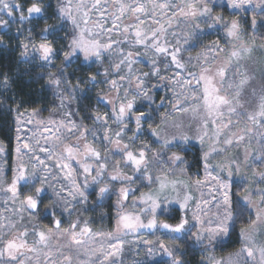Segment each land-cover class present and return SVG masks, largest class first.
Returning a JSON list of instances; mask_svg holds the SVG:
<instances>
[{"label":"snow or ice","instance_id":"1","mask_svg":"<svg viewBox=\"0 0 264 264\" xmlns=\"http://www.w3.org/2000/svg\"><path fill=\"white\" fill-rule=\"evenodd\" d=\"M101 0H95L92 8H100ZM150 4V8H149ZM50 6V5H49ZM116 12L108 14L107 9L101 11L97 21L89 27V12L81 13L83 3L76 5L74 8L72 0H58L56 15L59 17L58 25H47L41 30L42 40L39 43L32 41L31 35L25 37V41L19 44L22 49L20 56L26 61L40 60L45 64H50L53 56L56 54L54 40H49L48 36L55 35L58 31H63L64 25L70 23L72 25V34L67 47L69 51L64 53L63 59L71 62L72 58H78L83 54V61L93 60L96 63H103L101 59L105 52L111 53L113 56L120 57L116 62L109 64L103 73L99 70L95 75L87 77V83L93 86L100 81L97 76H103L105 80L109 74L119 75V71L126 65L128 71L125 75H120L119 80L113 79L108 81L110 90H115V95L109 99L106 96L97 94V102L103 103L105 106L111 104V115L98 113L93 115V121L101 124L103 127V136L99 135L100 129H90L82 124L74 122L65 123L63 120L57 121L49 119L48 121H38L36 124V132H33L27 139L21 135L22 129L17 127L16 146H15V167L11 182L7 184L3 190L11 193V199L15 202L19 199V188L28 185L34 188V194L25 195L20 200V209L22 212L27 209L29 212H35L39 208L42 194L47 191L48 187L53 188L58 201H62L65 205L62 212L69 216L76 210V205L81 206V210L87 211L88 208V190L91 188L95 192L96 200L92 205V210L103 205L105 199H111L112 195L116 196V200L110 206L114 211L115 228L113 232L93 233L88 226L89 221L84 220L83 226L79 217L72 221L68 228L60 230L61 220L54 219L53 228L46 230H37L33 226L32 232L38 237L32 244H29L26 237L29 235L27 227L23 231L10 239H0V264H123L121 253L124 249V240L122 235L137 233L142 229L166 230L172 240H178L187 237L194 240L196 245H203L208 249H215L223 246L230 237L235 228L237 220L245 211L249 216L254 212L255 219L250 220L247 229H241L240 237L242 241L241 248L229 253L227 257L217 259L213 255H209L202 264H264V244L257 246L256 235L264 230V188L255 187L248 188L247 194L237 197L235 203L232 200L231 189L233 184L242 183H264V171L257 172L255 165L264 164V64L259 68L244 63L250 53L254 50L255 30L257 25L264 27V19L257 21V15L264 17V0H227V7L247 12L249 9L253 12L252 28H253V45L249 46L247 42L241 39V25L238 20L225 21L222 15L213 16V9L217 6L213 0H184L180 5L170 3H160L158 0H148V3H141L140 0H131L130 3H124L123 0H114ZM247 6V7H245ZM46 6L41 3L32 2L26 7L27 15H25V5L20 0H0V28H8L15 23L17 19L21 23L30 21L34 16L40 18V14ZM168 9H174L172 16L168 18L167 25L171 26L175 22L177 15L191 21H203L207 28L223 27L226 37L231 38L232 50L227 52V59L222 65L213 67L215 63L214 55L210 58L206 53L226 52L225 48H221L216 42L209 45L205 53L196 57L189 56L186 60L181 59V53L190 46V41L199 38L203 29L199 23L192 24L190 30L183 33L181 40L177 39L176 44L172 45L168 40L169 28L165 26L161 20L164 13ZM128 13L137 21L135 24H126L123 33L130 34L134 31L135 45H142L147 51H152L156 56H164L165 60L170 57V64L165 63V69L171 65H175L177 71L172 76L160 75L158 67L160 61L153 59L151 61V71L138 73L133 75L134 54L131 51L125 52L119 45L123 43L120 40H112L111 34L120 28L119 21ZM141 14L151 15L152 22L157 27L151 28L150 32L144 31L143 25L145 21L141 19ZM9 17L12 19L2 18ZM110 19L112 27L108 28L101 20ZM211 21V22H209ZM83 23V27H81ZM179 26V25H177ZM17 33L21 32V28H17ZM31 33V29H29ZM177 36V33H172ZM107 37L108 42L105 43L103 38ZM127 40V36H125ZM151 43H148V41ZM239 41V43H235ZM4 41L0 37V44ZM261 47H264L262 45ZM118 49L117 51H113ZM147 51L144 55H147ZM141 53H136L135 57H139ZM203 55V59H201ZM195 61V63H193ZM67 64L64 65L66 67ZM189 66L192 69L189 71ZM64 67L60 68L57 73H49V83L56 89V95L59 96L61 105L66 100L74 96L79 81L76 85L69 87L70 82L67 80ZM157 77L160 84H153V90L163 86L171 92L172 98L161 97V102L157 105V109L165 107V101L171 105V110L160 116V124L152 127L149 124L147 131L155 138L154 142L161 144V150H153L151 145L141 144L135 151L132 145L135 144L137 137L143 134L142 121H150L152 113L157 109H152L151 104L154 103L153 97L149 92L148 80ZM167 81L168 83H163ZM127 82L128 87H124ZM5 85L8 78L5 76L3 81ZM65 87L61 89V84ZM134 85V87H133ZM123 89L124 95L120 92ZM84 91V90H81ZM131 94L132 98L129 99ZM147 102L149 111L140 112L135 116L132 115L137 101ZM255 105L254 107L252 105ZM251 108V110H249ZM33 112L31 115H36ZM174 114L187 115L196 119L199 118L197 139L201 144L204 138L209 136V126H211V139L213 144L209 152L203 153L205 172L212 167L207 163L210 155L214 153L226 152L228 148L234 145L238 149L243 150V160L239 156H231L227 163L216 165L223 173L227 171L228 179H221L220 176L212 177L214 181L210 194L211 201L200 200L196 204V208L192 213L194 223H191L185 213L188 211V202L192 199L190 195L185 193L181 199L180 193L177 191L176 181H168L166 177L156 176L158 187L147 193H141L139 197H134L135 191L133 185L144 184L146 181L150 184L153 182L151 168L153 164L165 166L171 164L176 166L184 163V158L172 153L171 156L164 158V150L178 145L187 144L189 137L187 135L173 134L170 138L166 135L161 136L162 131L168 128H175L179 132L183 124L175 119ZM65 115H69L65 113ZM233 117H236L233 120ZM109 120L118 127V131L112 133ZM134 120L136 128L133 135L128 137L129 142H123L125 132L129 131V123ZM17 123H21L17 121ZM31 123V121H29ZM243 123V128H237L231 131L239 124ZM39 133V137H37ZM79 133V135H76ZM91 133L92 140L99 141L103 144H111V148H105L104 155H101L99 148L93 143L88 142V135ZM223 146L221 144V137ZM34 141V143H33ZM83 145L81 147V142ZM255 141L256 147L252 146ZM37 149L45 158L37 154ZM5 145L0 142V153L5 152ZM151 152V158L148 153ZM24 153L28 154L27 162ZM120 156L121 159L112 163V171L109 172V164L111 158ZM88 160H94L96 163H87ZM67 161V162H66ZM79 164L82 169L80 175L84 178L83 187L76 183V171L72 168L71 162ZM103 161V162H101ZM31 165V172L28 166ZM53 166L64 174V179L68 181L67 196L71 200H67L61 195L66 189L65 185H61L59 190L53 186V182L58 179L52 176ZM131 167L132 174L129 175L123 171L124 168ZM252 167L253 174L251 180L241 174V168ZM235 169L236 176L233 175ZM172 169H168L171 171ZM95 172V175H93ZM3 168L0 166V184L3 183ZM197 186H203L202 181L197 180ZM120 187L116 188L115 185ZM99 186L98 189L96 186ZM185 188L188 186L185 184ZM177 191L176 197L170 200L168 190ZM131 200V210L125 205ZM253 196L258 199L253 200ZM174 200L179 204L181 215L178 222L169 224L159 221L158 214L168 211V208ZM140 203L144 207L139 211H135L136 205ZM209 204L215 205V211L209 216L205 209ZM59 203L54 202L50 207L54 213L59 207ZM45 211H49L46 208ZM151 214V218L144 223L142 216ZM103 218V213L101 214ZM21 219H23L21 217ZM17 222H9L8 224L0 223V237L6 236L5 228H17ZM196 231L193 232L192 229ZM77 229H79L77 231ZM98 237L101 243H88L87 240ZM115 241V242H113ZM143 243L149 246L151 254L153 246H157L159 250L169 258L171 264H184L181 259L182 253L177 255L179 247L170 245L163 239L144 240ZM47 249V251H45ZM29 253L34 256L28 255ZM41 257L43 258L41 261ZM259 257V259H257ZM140 264V262H136Z\"/></svg>","mask_w":264,"mask_h":264},{"label":"trees","instance_id":"2","mask_svg":"<svg viewBox=\"0 0 264 264\" xmlns=\"http://www.w3.org/2000/svg\"><path fill=\"white\" fill-rule=\"evenodd\" d=\"M21 3L25 5V15H27L26 7L28 4L32 2L41 3L45 5L44 11L40 14V18H35V16L30 21L23 22L22 26L19 20L13 24H11L8 28H0V37H2L4 43L0 44V142H3L5 145V152L3 153V160L5 163V167L3 170V183L0 184V217L2 216V204L4 203L5 197L11 195L10 192H5L3 189L6 188L7 184L11 182V162L13 157L14 145H15V126H16V114L21 111H37L40 114H54L62 108H66L73 119L77 122L90 128L93 124H96L93 121V115L98 113L100 115H104L108 113L111 115L112 105L109 104L105 106L103 103L97 102V94L106 96L113 90H110L108 81H111L113 77H116L119 80L120 74H126V71L120 70L119 75L109 74L107 80L101 75L97 76V80L100 81L96 83L94 86L90 83H87V77L89 75H95L99 70L103 73L105 68L109 67V64L112 62H116L118 56H113L109 52H105L102 56L103 63H96L93 60L88 62L83 61V54L81 53L78 58H72L71 62H66L63 59L64 53L69 51L67 47L68 42L71 38L72 34V25L67 23L64 25L63 31H58L53 36H48L49 40H54V47L56 48V54L53 56L50 64H45L40 60H33L31 62H26L21 56L20 52L22 49L19 47V44L22 41H25V37L31 35L32 41L35 43H39L42 40L41 30L45 28L47 25H58L59 17L56 15V9L58 7V0H20ZM50 5V6H49ZM213 16L222 15L225 21H231L233 19L238 20L242 32L240 33L241 39L247 42L249 45H253V28H252V16L253 12H250L249 15L237 14L233 11L232 8L227 6H216L212 12ZM7 19H12L9 17H2ZM257 21L264 19L260 15H257ZM211 22V21H209ZM199 23L200 28L203 29V32L200 33L199 38L190 41V47H187L181 53V59L186 60L187 57L192 56L195 57L201 50H206L209 45H212L216 42L219 43L221 48H225L226 52H229L232 49V41L231 38L226 37L225 29L221 27L207 28V25L203 21H191L185 20V18L177 15L175 18V22L169 26L167 25V21L164 22L165 26L169 28L168 31V40L172 45L176 44L177 39L181 40V44H183V40L181 37L183 33L190 30V26L192 24ZM179 25V26H177ZM83 23H81V27H83ZM21 28V32L17 33V28ZM59 27V25H58ZM155 27H157L155 25ZM29 29H31V33H29ZM255 40L254 46H262L264 45V27H261L258 23L257 29L255 30ZM172 33H177V36H173ZM125 36H127V40H125ZM112 40H120L123 41L119 45L120 48H123L125 52L131 51L134 54V63L133 69H136L138 72H150L151 71V61L153 59H157L160 61L158 67L160 68V75L166 74L174 67V65L169 66L165 69V63L170 64V57L165 60L164 56H156L154 52L147 51L142 45H135L134 42L135 36L125 35L116 36ZM148 43H151L149 40ZM239 43V41L235 42ZM264 48V47H261ZM118 49H114L113 51H117ZM147 51V55L144 53ZM136 53H141L139 57H135ZM222 52H219L220 54ZM67 64L66 67L64 65ZM64 67L65 74L70 73L71 75H67V80L70 82L69 87L76 85L79 81V88H77L74 96L70 97L69 100H66L63 105H61V101L59 96H57L56 89L49 83V73H57L60 68ZM189 71H192L191 66H189ZM124 71V72H123ZM198 71V70H196ZM5 76L8 78V83L5 85L3 83ZM149 83V92L153 97L154 103L151 104L152 109H157V105L161 102V97H167V94L161 90L162 86L153 90L150 85L160 84L161 82L157 77L150 78L148 80ZM65 87V84H61V89ZM124 87H128L126 82L124 83ZM166 89V88H165ZM84 90V91H81ZM115 92V91H114ZM120 95L123 96V89H121ZM131 94L129 95V99H131ZM149 104L147 102H140L139 100L136 102L134 107V111L132 113L133 116L140 112L149 111ZM171 105L167 104L165 101V107H160L157 109L155 114H152V119L150 121H142L143 125V134L139 135L135 141V144L132 145V150H136L141 144L147 143L151 145L153 150H161V144L154 142V139L149 132L147 131L149 124L152 127H155L160 123L161 114L170 111ZM236 119V117H233ZM129 125V131L125 132L123 136V142L128 143V137L133 135V131H135L136 125L134 120L132 122L125 121ZM111 125L112 133L114 135L115 131H118V127L112 123L111 120L108 122ZM240 125V124H239ZM238 127L233 128V131H236ZM99 135L103 136V131L99 132ZM89 136V135H88ZM94 144L95 147L99 148L101 151V155H104L105 148H111L112 145L103 144L99 141H90ZM172 153H177L184 158V163L172 166L171 164H167L165 166H160L153 164L151 168V173L153 176V182L148 183L147 181L144 184H136L133 185L134 188H138L134 193V197H139L140 194L149 192L150 190H154L158 187V181L155 180L156 176H164L167 180L176 181L177 179H183L189 183H191V179L195 177H200L201 171L204 168V161L202 160L203 153L205 150L198 143H187L184 145H178L175 147H170L164 150V158L171 156ZM152 153L149 152L148 156L151 158ZM121 159L120 156H115L111 158V162L109 164V172L112 171V163L115 160ZM93 165H95V161L93 160ZM103 162V161H101ZM168 169H172L168 171ZM255 169L257 172L264 171V164L255 165ZM124 172L131 175L132 169L131 167L124 168ZM245 173L243 176L247 177L248 180H251L253 169L252 167L245 168ZM81 172V171H80ZM95 175V172H93ZM79 181L83 184L84 178L82 175L78 177ZM98 185L96 188L98 189ZM116 188H119L120 185L116 184ZM260 187L264 188V183L252 184V183H242V184H233L232 186V200L235 203L237 197H242L247 194L248 188ZM20 192V200H23L25 195L34 194V188H30L28 185H24L19 188ZM88 204L86 207L87 211L81 210V206L79 204L76 205V210L72 212V215L69 216L67 213L62 212V208L64 204L58 201L56 195L50 188H47V191L42 194L41 202L39 204V208L35 212H29L25 209L22 212L17 210L11 211L10 221L9 222H17V228H5L3 231L7 233L6 236L0 237V239H10L14 237L17 232L23 231L25 227H27L29 231V235L26 237L29 244L37 239L33 232V226L35 225L37 230H46L47 228H53L54 219H60L61 225L60 230L68 228L69 224L76 220L78 217L81 222V226H83L84 220L89 221V227L92 232H113L115 228V216L114 209L110 207L114 201L116 200V196L112 195L111 199H105L103 205L96 207L95 211L92 210V205L96 200L95 192L90 188L88 190ZM170 192H168L169 195ZM192 199L188 202V211L185 213L186 218L191 222V211L194 205L195 196L193 193H190ZM133 196L129 197V203L125 205L126 208L131 210V200L134 198ZM170 198V196H169ZM258 199V196H253V200ZM171 200V198H170ZM56 202L59 203V207H57L54 213L51 211V205ZM144 207L143 204L138 203L135 207V211H139L140 208ZM46 208H49V211H45ZM4 211L7 212L5 209ZM103 213V218H101V214ZM181 211L179 205L171 202L168 211L163 214H158L157 219L159 221L167 222L169 224H175L178 222V219L181 215ZM12 215V216H11ZM18 217V218H17ZM21 217L23 219H21ZM254 212L251 216L249 213L245 211L243 215L237 220L235 228L233 229L230 237L227 239L226 243L217 247L214 250L205 248L203 245H196L194 240L188 239L187 237L172 240L168 235H166V231H162L160 228L152 229L151 234L155 236H162L166 238L171 245H177L179 247V252L177 255L182 253L181 259L184 261V264H202V262L206 259L207 256L213 255L217 259L224 257V255L235 252L238 248L241 247L242 241L240 237L241 229H246L250 225V220L254 219ZM151 218V214H145L142 216L144 222H147L148 219ZM8 220V219H7ZM4 222L3 224L9 223ZM79 229H77L78 231ZM193 232L196 231L195 228L192 229ZM28 255H32L29 253ZM152 264H171L169 260H164L163 257L160 259H155Z\"/></svg>","mask_w":264,"mask_h":264},{"label":"rangeland","instance_id":"3","mask_svg":"<svg viewBox=\"0 0 264 264\" xmlns=\"http://www.w3.org/2000/svg\"><path fill=\"white\" fill-rule=\"evenodd\" d=\"M94 2H95V0H72V5L74 8L76 7V5L83 3V8L81 9V13L84 11L89 12V25H88L89 27H91L92 24L97 21L98 17L100 16V13H101V11H103V9L106 8L108 14H112V13L116 12V8L114 6V0H101L100 8H98V9L92 8ZM123 2L124 3H130L131 0H123ZM140 2L141 3H148V0H140ZM158 2H160V3L167 2L170 4H174V5H180L184 2V0H158ZM213 3H215L218 6H226L227 0H213ZM245 7H247V6H245ZM149 8H150V4H149ZM173 10L174 9H168L165 11L164 17L161 20L162 23L166 22L168 20V18H170L172 16ZM233 11H235L237 14H243V15H249V13L252 12L251 9H249L247 12H243V11H240L237 9H233ZM141 19H143L145 21L143 28H144V31H146V32H150L151 28H154L156 25L152 22L151 15L141 14ZM100 22L105 24V26L108 28L112 27V21L110 19L101 20ZM136 22L137 21L132 17L131 13L126 14L119 21L120 28L111 34V38L114 39L116 36H122V34H125V33H123L124 25L135 24ZM156 26H158V25H156ZM134 31L135 30H133V32L130 34H125V35L135 36ZM103 40L105 43L108 42L107 37H104ZM249 46H252V45L250 44ZM231 50L232 49H230L229 52ZM202 53H205V51L201 50L198 54L195 55V57L199 54H202ZM218 53L219 52L206 53L210 58L214 55L215 63L213 65V67L218 66V65H222L223 62L227 59V53H225V54L223 52L220 54H218ZM119 58L120 57H118L117 60ZM201 59H203V55H201ZM243 62L247 63L250 66H255L256 68H259L260 66H262V64H264V48H261V46H259V45L254 46V50L250 53V56ZM193 63H195V61H193ZM121 70H124L127 73L128 68L125 65ZM192 70H198V69H192ZM175 71H177V69L175 68V65H174V67L171 68V70L169 72H167L165 75L162 74V76H169L170 77L173 75V73ZM138 73H143V72L142 71L138 72L136 69H133V75L138 74ZM120 75H123V73ZM113 79H116V77H113L112 80ZM163 83L167 84L168 82L164 81ZM126 84H127V82H126ZM148 85H149V83H148ZM133 87H134V85H133ZM161 90L164 92V94L165 93L167 94V100H170L172 98L171 92L168 89H165V87L162 86ZM114 91L115 90L110 92L108 95H106V97L111 99L115 95ZM167 100H166V103H167ZM252 106L254 107L255 105L253 104ZM249 110H251V108H249ZM156 111L153 112L152 114H155ZM33 112H35L37 114L31 115ZM65 113H68L69 115H65ZM174 116L178 122L183 124L182 129H180L178 132L177 129H175V128H168V129H166V131L161 132V136L166 135L168 138H170L173 134H177V135L184 134V135H187L189 137V141H188L189 143L195 142V143L201 144L200 140L197 139V136L199 135V132L197 130L198 125L200 123L199 118L197 117L196 119H194L191 116V114H187V115L174 114ZM49 119L57 120V121L63 120L66 124L69 122H74L76 124H80L79 122H77L75 119L72 118L69 111L65 107L64 108L61 107V110L55 112L54 114H46V115L40 114L37 111H21V112H18L16 114V120H15L16 126H15L14 149L16 146V135H17L16 129H17V127L22 129L21 135H23L24 138L27 139L29 136L32 135L33 132H36V124L38 121H45L46 122ZM233 120H235V118H233ZM17 121H20L21 123L18 124ZM29 121H31V123H29ZM237 127L243 128L244 124L241 123ZM90 129H100V131H103V127L101 124H97V125L93 124L92 127L90 126ZM231 131H233V130H231ZM211 133H212V129H211V126H209V136H206L204 138L203 144H201V146L203 147L205 152H209L210 147L213 144V140L211 139ZM76 135H79V133H76ZM37 137H39V133H37ZM225 138H226L225 136L221 137V144L217 145V147L223 146L222 142H223V139H225ZM91 140H92V135L90 133L88 136V142H90ZM33 143H34V141H33ZM82 145H83V141L81 142V147H82ZM252 146L256 147L255 141L252 142ZM37 154L41 155L42 159L45 158V156L39 152V149H37ZM24 155H25V161L27 162L28 154L24 153ZM15 156H16V153H15V151H13L10 178L13 175V168L15 167V163H16ZM231 156H239V159L242 161L243 160V150L238 149L234 145L233 147L228 148L226 152L214 153V154L210 155L208 158L207 163L209 165H211L212 167H210L208 169L207 173L205 172V168H203V171H201L200 177H195V178L191 179L190 180L191 183H189V184L187 181H185L183 179H177L176 180V182H178L176 185V188H177V191L180 193L181 199L183 198V195L185 193H187L188 195H190V193H193V195L195 196L193 209L191 211V220L193 223H194V221L192 219V213L196 208L197 202L202 200V199L207 200V201H211V199H212V195L210 194V189L212 188V185L214 183V181L212 180V177L220 176L221 179H224V180L228 179L227 171H224L223 173H221L220 169L218 167H216V165L221 164V163H227L228 158ZM3 157H4L3 153H0V166H2V168L4 170L5 163H4ZM92 161L93 160H88L87 163L93 164ZM71 165H72V168L76 171V183L79 184L81 187H83V184L78 179V177L81 173L80 171H82V169H80L79 164L74 162V161L71 162ZM31 170H32L31 165H29L28 171L31 172ZM244 170H245V168L242 167L241 168V174L242 175H244V173H245ZM233 175L234 176L237 175L235 172V169H233ZM52 176L58 177V179L53 182V186L57 190H59V188L62 184L65 185L66 190L63 193H61V195L63 197H65L67 200H71L72 198L67 196V188L69 187V184H68V181L63 178L64 174L59 169H57L53 166ZM197 180L204 182L202 187L196 185L195 182ZM168 181H170V180H168ZM185 184L188 186L187 188L184 187ZM49 188L51 191H53L52 187H49ZM177 191H172L171 188H169L168 192H170L169 196L171 199L176 197ZM232 191L233 190L231 189V196H232ZM172 201L174 203H176L174 200H172ZM60 202L63 204L62 201H60ZM176 204H178V203H176ZM2 205H3L2 206L3 210H2V216L0 217V223H4L7 221L9 222L10 221V214H12L11 211L20 209V207H21L20 206V196H19V199H17L14 202L11 199V195H8L7 197H5L4 203ZM5 209L7 210V212L4 211ZM205 210L208 211L209 216H211V213L216 210L215 205L209 204ZM254 219H255V217H254ZM144 223H147V222H144ZM160 229L162 231H166L165 229H162V228H160ZM63 230H61V231H63ZM151 232H152V229H142V230H139L138 234L137 233H130L128 235H122L121 236V239H123L125 242L123 252L121 253V259L123 260V264H136L137 261L140 262V264H152V262L155 259L157 260V259H160L161 257H163L164 260L166 259V260H169L171 262V258L164 255L159 250L158 245L153 246L151 254L149 253V246L145 245L143 243L144 240H157L159 238V239H163L166 243L171 245V243L166 238L162 237L161 235L155 236V235L151 234ZM95 233H100V231L94 232V234ZM103 233H108V232L103 231ZM255 239H256L257 246H259L260 244H264V230H261L259 232V234L256 235ZM87 242L99 244V243H101V240L98 237L94 236L92 239L87 240ZM113 242H115V241H113ZM240 248H238L236 251H238ZM45 251H47V249H45ZM232 253H234V252H232ZM228 255L229 254L224 255V257H227ZM30 256H34V254H32ZM42 259L43 258L41 257V261H42ZM257 259H259V257H257ZM33 264H34V261H33Z\"/></svg>","mask_w":264,"mask_h":264}]
</instances>
